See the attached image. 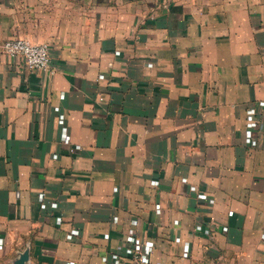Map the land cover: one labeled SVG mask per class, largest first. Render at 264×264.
I'll return each instance as SVG.
<instances>
[{
	"label": "crops",
	"instance_id": "crops-1",
	"mask_svg": "<svg viewBox=\"0 0 264 264\" xmlns=\"http://www.w3.org/2000/svg\"><path fill=\"white\" fill-rule=\"evenodd\" d=\"M0 264H264V0H0Z\"/></svg>",
	"mask_w": 264,
	"mask_h": 264
},
{
	"label": "built area",
	"instance_id": "built-area-1",
	"mask_svg": "<svg viewBox=\"0 0 264 264\" xmlns=\"http://www.w3.org/2000/svg\"><path fill=\"white\" fill-rule=\"evenodd\" d=\"M3 49L7 55L21 58L30 70L45 71L49 67V54L45 45H33L22 39H11L4 43ZM134 247L132 245V248Z\"/></svg>",
	"mask_w": 264,
	"mask_h": 264
}]
</instances>
